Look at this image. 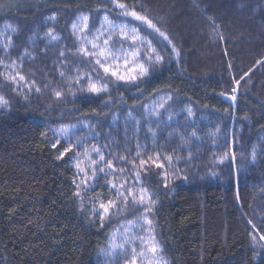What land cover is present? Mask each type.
<instances>
[{"label": "trees", "instance_id": "trees-1", "mask_svg": "<svg viewBox=\"0 0 264 264\" xmlns=\"http://www.w3.org/2000/svg\"><path fill=\"white\" fill-rule=\"evenodd\" d=\"M127 2L142 4L180 55L168 48L165 63L147 79L135 84L112 80L107 92L96 95L79 91V85L70 89L66 79L77 65L63 67L67 76L62 79L57 57L60 50L79 46L73 45L70 32L76 15L91 12L94 26H99L103 12L97 16L95 10L105 7L103 0H0V34L6 24L18 29L6 34L16 45L12 56L28 49L34 59L25 58L23 74L41 87L40 93L25 86L17 94L0 80V94L9 100L8 107L0 108V264H102L100 251L124 217L114 214L101 228L91 201L86 199L85 210H80L72 195L75 149L58 159L68 143L60 140L54 149L51 131L82 126L75 133L88 138L85 142L107 144L106 153L122 154L127 147L134 155L136 123L129 112L142 121L139 140L148 154H168L175 148L182 157L174 158L180 171L169 175L167 188L156 174L159 170L143 176L157 200L152 218L168 264H264V241L258 235L252 241L248 223L252 220L256 232L264 230V63H256L264 61V0H201L204 15L193 0ZM53 13L55 22L47 20ZM111 15L115 18L118 11ZM49 28L61 39L49 43ZM69 59L75 58L69 53ZM241 77L233 93L234 81ZM54 90H63V98L57 100ZM169 95L175 113L185 116L191 107L195 124L169 123L163 115L166 123H149L143 105ZM149 124L158 131L156 143L147 132ZM203 127L214 128L211 139L203 135ZM194 130L204 142L194 138L182 148L179 136L169 137L170 132L186 135ZM189 151L193 158L184 159ZM225 153L228 158L220 162ZM104 184L101 179L88 195L114 198ZM135 214L130 206L128 218Z\"/></svg>", "mask_w": 264, "mask_h": 264}, {"label": "snow or ice", "instance_id": "snow-or-ice-1", "mask_svg": "<svg viewBox=\"0 0 264 264\" xmlns=\"http://www.w3.org/2000/svg\"><path fill=\"white\" fill-rule=\"evenodd\" d=\"M200 2L201 0H193V7L200 9L201 15H204L207 9L200 8ZM103 3L105 5L103 9L97 8L95 10L97 16L103 12L102 17H100V25L94 26L91 12L76 15L71 21L70 32L75 38L73 45L79 46L66 47L58 52L57 59L61 66L59 76L62 79L67 76L66 72L62 70L63 67L70 64L77 65L74 75L66 79L70 89L79 85V91L99 95L109 90V82L112 80L117 83L135 84L150 77L165 63L164 50L170 48L173 55H180L170 36L146 11H142L144 8L142 4L133 2L129 5L127 0H103ZM117 11L118 15L113 18L111 14ZM56 19V13L47 18L53 22ZM209 21L215 23L212 17H209ZM5 29L12 33L18 32L16 27L8 24L5 25ZM45 36L49 38V43L61 39L53 28H49ZM29 39L32 40L33 38L30 37ZM15 46L10 35L4 38V34H0V69H2L0 70V80L13 86L12 90L17 94H23L22 88L25 86L29 92L34 88L37 93H40L41 87L37 85V82L32 80L29 83L28 77L23 74L25 58L34 59V57H31L28 49L24 48L18 57L13 58L11 50ZM69 53L75 58L74 60L69 59ZM256 63L262 64L264 61L258 60ZM81 64L90 70L81 71L79 67ZM247 75L248 73L244 74V76ZM243 79L244 77H241L240 80L234 81L236 87H233V93L237 92ZM44 87H48V85L46 84ZM72 94L75 95V92ZM53 95L57 100H60L63 98L64 92L63 90H54ZM230 99L235 101L236 96L233 95ZM171 100L172 96L169 95L166 98H161L157 105H153L151 108L146 104L143 105L146 117H156L158 126L161 123H166L159 118L163 115L161 109L168 111L166 105ZM8 106L9 100L0 94V108ZM187 113L188 116L193 115L191 107L187 109ZM128 116L130 119H134L136 123L134 134L137 135V143L134 155L127 147L123 149L122 154L111 151L106 153L104 147H108L107 144L103 147L98 145L92 148L85 147L81 151V141L77 140L75 144L71 141L70 134L76 126L70 125L62 126L56 130L59 137L68 139V146L64 148L63 152H60L57 158L61 159L66 153L75 149V163L73 164L75 173L72 180L74 191L72 195L79 201L81 211L85 210L86 199L91 201L94 204L91 209L92 214L99 218L101 228L106 226L105 222L114 214L124 217V222L120 227L110 234L108 248L104 250L106 256L118 257L120 264H168L162 256L163 248L157 239L156 225L152 218L157 200L144 186L143 176L151 173L153 168L159 170L156 174L161 176L164 187L167 188L169 175H175L180 171L174 168V158L179 160L182 157L176 155L175 148L168 154H162L159 150L154 155L148 154L146 145H142L139 140V132L143 127L142 121L136 120L131 112ZM115 119L116 117H114ZM168 119H172L171 113ZM86 126L93 127L92 125ZM125 132L127 133V129ZM147 132L151 133L153 142L156 143L157 131L149 127ZM107 135L111 136L112 133L109 132ZM174 135L179 136L180 147L182 148L189 147L194 138L198 139L195 130L186 135L179 132L169 133L170 138ZM127 140V135H125V144H127ZM59 143L58 138L52 147L57 148ZM109 143H115L116 147H120L119 142L110 141ZM256 155L254 148L253 160H255ZM109 156L113 158L109 159ZM192 158L193 154L189 151L188 156L184 159L191 160ZM226 158H228V153L221 157L220 162ZM232 159L235 160V154H233ZM118 164L122 166L117 167ZM120 177L123 179L121 180ZM101 179L104 180V186L108 188L110 195L114 198H103L102 194L101 196H88L89 191H94ZM184 179H187V176ZM130 206L136 213L131 219L128 218ZM248 223L253 228V232H249L252 241L256 242L257 235L260 241H264V230L256 232V225L253 224L252 220H249ZM261 247H264V244H261Z\"/></svg>", "mask_w": 264, "mask_h": 264}, {"label": "rangeland", "instance_id": "rangeland-1", "mask_svg": "<svg viewBox=\"0 0 264 264\" xmlns=\"http://www.w3.org/2000/svg\"><path fill=\"white\" fill-rule=\"evenodd\" d=\"M101 23V22H100ZM100 25V24H99ZM7 32H8V30H6L5 29V26L3 27V29H2V34H4V38H6V34H7ZM24 88V87H23ZM22 88V89H23ZM164 98V97H163ZM166 98V97H165ZM161 99V98H160ZM160 99H158V100H156L155 102H153V103H151L150 105H149V108H151L153 105H157V102L160 100ZM169 103V102H168ZM166 107H167V109H168V111H164L163 109H161V111L163 112V116L165 117V119L169 122V123H174V122H176V123H178V122H183L184 120H185V122L186 121H188V123H192V124H195L196 122H195V120H194V118H193V116H188V114L187 115H183L182 113L181 114H179V113H175V111H173L172 110V108L170 107V105L169 104H167L166 105ZM171 113V115H172V119L171 120H169L168 119V116H169V114ZM133 117H135L134 115H133ZM135 119H136V117H135ZM146 119L149 121H152V122H155L156 123V121L158 122V120H157V118L156 117H152V118H147L146 117ZM159 120H161L160 118H159ZM162 124V123H161ZM205 125H207V124H205ZM67 126H70V125H67ZM76 126V125H75ZM60 127H62V126H57V127H52V134L55 136L54 138L56 139V141H57V139L59 138V140H65V141H67V143H68V139L67 138H65V137H59L58 136V133H57V129H59ZM82 126H76V128L71 132V141L73 142V144H75V142L77 141V140H80L81 141V143H80V150L82 151L85 147H87V148H92L93 146H97L96 144H94V143H89V142H85V141H88L87 139L88 138H86V139H84V138H81V137H78L77 135H76V131L79 129V128H81ZM149 127H150V124H149ZM196 128H198L199 127V124H197L196 126H195ZM135 128H136V124H135ZM152 129H154L153 127H151ZM148 129V128H147ZM214 129V128H213ZM213 129H211V130H208L207 128H201V130H202V132H203V135H205V136H208V138L209 139H211L212 137H213V135H214V130ZM154 130H156V129H154ZM141 131H142V128H141ZM140 131V132H141ZM157 131V130H156ZM140 132H139V134H140ZM158 132V131H157ZM198 137V136H197ZM198 142H204L205 140L204 139H202V138H200V137H198V139H196ZM101 147H103V146H101ZM104 151L106 152V147H104ZM74 157H75V155H74ZM73 160H74V158H73ZM74 163H75V160H74ZM109 179H111V177H109ZM121 180L123 179V178H120ZM103 180V179H102ZM137 187H139L138 185H137ZM89 196V195H88ZM93 206H94V204H93ZM93 206H90V208H92ZM96 206H98V205H96ZM122 224V223H121ZM120 224V225H121ZM120 225L117 227V228H119L120 227ZM116 228V229H117ZM115 229V230H116ZM122 230V229H121ZM109 240V239H108ZM108 248V241H107V243H106V245L101 249V251H100V258H101V263L102 264H120V261H119V258L117 257V258H113V257H108V256H106L105 255V251L104 250H106Z\"/></svg>", "mask_w": 264, "mask_h": 264}]
</instances>
